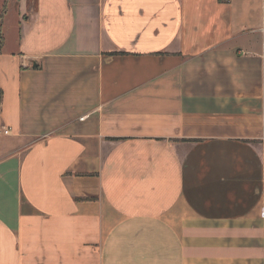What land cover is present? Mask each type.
Returning <instances> with one entry per match:
<instances>
[{"label": "crops", "instance_id": "crops-1", "mask_svg": "<svg viewBox=\"0 0 264 264\" xmlns=\"http://www.w3.org/2000/svg\"><path fill=\"white\" fill-rule=\"evenodd\" d=\"M249 1L0 0V264H264Z\"/></svg>", "mask_w": 264, "mask_h": 264}, {"label": "built area", "instance_id": "built-area-1", "mask_svg": "<svg viewBox=\"0 0 264 264\" xmlns=\"http://www.w3.org/2000/svg\"><path fill=\"white\" fill-rule=\"evenodd\" d=\"M260 24L259 26L255 29L256 31H258L261 34V42H262V46L264 47V0H260ZM262 123H261V128H262V134L264 136V111L262 112Z\"/></svg>", "mask_w": 264, "mask_h": 264}, {"label": "rangeland", "instance_id": "rangeland-1", "mask_svg": "<svg viewBox=\"0 0 264 264\" xmlns=\"http://www.w3.org/2000/svg\"><path fill=\"white\" fill-rule=\"evenodd\" d=\"M255 2L258 3L259 6H260V0H250V1H249V3H250V11L252 10V6H253V5L255 6ZM8 13H9V12H8ZM9 14L11 15V13H9ZM7 18H8L7 23H8V25H9V28L12 29V24L10 23V18H13V16H12V17H9V15L7 14L6 17H5V19H4V21H5ZM11 20H13V19H11ZM4 28L6 29V23H4ZM4 28H3V29H4ZM10 29H9V30H10Z\"/></svg>", "mask_w": 264, "mask_h": 264}, {"label": "trees", "instance_id": "trees-1", "mask_svg": "<svg viewBox=\"0 0 264 264\" xmlns=\"http://www.w3.org/2000/svg\"><path fill=\"white\" fill-rule=\"evenodd\" d=\"M0 97H1V90H0Z\"/></svg>", "mask_w": 264, "mask_h": 264}]
</instances>
